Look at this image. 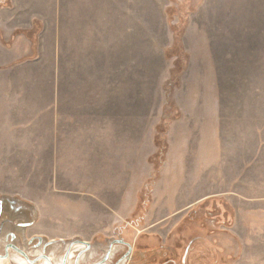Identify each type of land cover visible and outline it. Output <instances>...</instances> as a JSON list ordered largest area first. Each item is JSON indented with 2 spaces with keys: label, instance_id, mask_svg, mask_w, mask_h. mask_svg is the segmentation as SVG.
Instances as JSON below:
<instances>
[{
  "label": "rangeland",
  "instance_id": "374dc122",
  "mask_svg": "<svg viewBox=\"0 0 264 264\" xmlns=\"http://www.w3.org/2000/svg\"><path fill=\"white\" fill-rule=\"evenodd\" d=\"M0 24V87L38 90L31 101L39 107L49 106L55 91L59 116L53 181L43 158L35 181L26 180L34 168L19 162L21 185L15 177L3 185L28 190L39 201L50 199L51 184L55 192L69 191L63 202L56 193L51 198L63 205L67 199L74 213L102 215L112 238L134 253L142 249L141 258L155 249L173 254L175 264H264V204L254 209L242 198L253 185L264 196V0H0ZM189 41L195 58L202 53L214 63V128L191 114L209 106V80L189 79L176 96ZM166 103L175 104L168 113L173 121L160 148ZM179 105L189 120L182 122ZM174 123L192 130L189 148L176 146L179 132H169ZM213 129L217 145L206 143ZM232 136L240 148L221 145ZM203 138L204 146L192 142ZM173 144L179 156L169 161ZM238 154L241 162L233 160ZM239 170L245 171L241 178ZM254 171L261 177H252ZM85 205L87 211L80 209ZM103 237L92 240L78 264L104 256L111 239ZM71 241L46 249L53 264ZM83 249L73 246L68 264ZM10 254L0 264H28ZM111 254L105 264H116Z\"/></svg>",
  "mask_w": 264,
  "mask_h": 264
},
{
  "label": "crops",
  "instance_id": "0c3cea01",
  "mask_svg": "<svg viewBox=\"0 0 264 264\" xmlns=\"http://www.w3.org/2000/svg\"><path fill=\"white\" fill-rule=\"evenodd\" d=\"M236 14L237 17H240L239 12H237ZM225 32L230 33L228 29H225ZM187 36L189 37L190 35ZM184 40L185 42H187L188 38L184 37ZM189 45L190 46H186L187 49L185 48L186 51L189 52L190 56L188 66L183 73L181 88L180 90L176 91V96L177 93H182L184 88L190 84L188 83L189 79H191L192 81L194 77H197L198 80H200V78L203 80H209L210 89L208 90V97L209 95H211V98L209 97V106H206L205 108L199 106L198 110L194 108L191 111V114L197 116V122L199 120L201 121L202 119H206L208 122L210 121L211 124L213 123L214 128L219 116L218 111H216L217 109L215 100H213L215 81L214 63L202 53L195 58L194 52L191 50V46L193 45L191 41H189ZM203 45L206 44L203 43ZM0 64L3 63L0 62ZM191 86L194 87V84H191ZM188 89L190 88H187L186 91H188ZM40 94L41 93L38 90H17L14 85H12V89L0 87V172L2 173H0V198L13 199L24 205L26 209L25 211H27L28 213L26 212L24 214H15L17 217L15 220L17 222L22 221L31 223L29 224L30 226L26 228L25 236L37 235L43 237L45 241H68L73 239H80L89 243H91L95 238H101L105 236L103 237V239H106L107 241L111 239L112 241V237H115V235L113 236V234L115 233H113L112 230V233L109 234L110 228L107 225V219H105L102 215L100 217L97 215L96 217H89V215L86 213H74L73 210H77V207L70 205V202H68L67 199L65 205L60 203V206L58 202L54 201L51 198V196L56 193L58 194V199L62 201V194H66L68 198L69 191L55 192L54 185L51 184L47 189L51 190V192L53 193L52 194L51 192H49L50 199L39 201L37 199V196H33V194L26 192L28 190L19 191L16 190L13 185L9 186L2 184L8 183V181L6 180L7 177H10L11 179L15 177L12 180H16V184L21 185L22 179L17 178L19 176L15 173V169H19L17 167L19 162L24 163V166L27 169L34 168L35 174L29 173L26 177V180L35 181V178H37L36 171L38 162L43 158H45L46 161L50 162L48 168L50 173H48L51 177L50 182L53 181L52 178L54 176V173L52 170L54 162L57 160L56 146L58 134L57 130L55 131L58 126L55 124L59 122L58 110L55 107L57 102V100H55L57 93L55 91L52 92L51 104L49 103V106L45 105L43 107L38 106L37 100L36 102L31 101L32 98H39ZM41 96L44 97V94H42ZM179 107L182 110V122L185 120H189L190 113L188 112V110L183 105H179ZM248 123H251L250 118L248 119ZM180 129L183 128H179L177 123H174L169 132H179V143H175L176 146L189 148V146L191 145V137L193 136V132L192 130H190L185 133L184 130ZM216 130L217 129H213L210 137L206 139L207 144H218L217 134L214 133V131ZM200 132H202L201 129ZM61 139H63V135ZM239 141L240 140L238 138L232 136V143L225 140L226 143H221V145L223 147L225 145L227 147H232V149H236L237 147H241ZM192 142L193 144L204 146L205 139H195ZM169 151L171 152L169 153V161L175 158V155L179 156V152L175 150L174 144L173 146H170ZM235 153L236 152L226 153V150H223V155L225 156L226 154H228V156L230 157ZM252 156L253 162L255 163L257 158L256 150L253 152ZM242 159L243 158H241L238 154L237 157H235L233 160L241 162ZM223 161L229 162L231 161V158H229L228 160V158L226 159L223 157ZM244 172L245 171L243 170H239L237 177H243V175L245 174ZM224 174L225 173H222L223 176ZM251 176L255 178L261 177V172L254 171ZM244 187V183H239L240 191H243V193H245V191L243 190ZM253 191V193L255 194L252 193L249 194V196L242 194V198L246 202L245 204L248 203L250 205H254V209L259 207L263 208V206L261 205L264 204V196L262 194H257L256 185H253ZM98 203L100 206H102V202ZM239 203L242 202L239 201ZM80 209H84L87 211V205L80 207ZM8 231L11 230H5V232ZM119 248L120 247L118 246L115 247V249Z\"/></svg>",
  "mask_w": 264,
  "mask_h": 264
},
{
  "label": "flooded vegetation",
  "instance_id": "af4514ba",
  "mask_svg": "<svg viewBox=\"0 0 264 264\" xmlns=\"http://www.w3.org/2000/svg\"><path fill=\"white\" fill-rule=\"evenodd\" d=\"M4 206H6L7 213H4ZM25 210L26 209H25L24 205L20 202H17L13 199H0V251H1L0 253L3 254L5 251V248H7L9 253H16L15 251H13L12 246H14V247H16L19 250L24 251V252L25 251H31V250H34V251L39 250L40 253H43V252H46V249L49 246L53 245V244H51V245L45 244V241L43 240V241H41V244H39L37 246L38 241L36 238H34L33 241L29 242L31 238L37 237V235L26 236L25 242H24V244H22V243L18 242V238H15V237L12 238V236L10 235V231H8V232L4 231L5 227L10 224L9 220L12 219V216L14 214H17V213H23L24 214L27 212ZM16 223H18V222H16ZM11 239H12V241H11ZM113 240H119V239L114 238ZM117 246L120 248L114 249V247H117ZM43 247H44V249H43ZM85 251L86 250L83 249L80 252L85 253ZM111 251H112L111 253H113V258L115 256H117V259L115 261L116 264H120L122 262L123 263L126 262L127 264H130V263L134 264L135 261L133 260V258H135L136 256L138 258H141V256H144V252L142 254H140L142 249H140V250L138 249V250H136L137 253H134L132 247L129 249L126 245H121V244H114L112 246ZM143 251H145V249ZM148 252H149V254H146V252H145V255H147V256L145 258H141L140 264H165L166 262H169V264L174 263L173 254H171L170 252H169V254L166 253V255L165 254L160 255L161 253H159V251L158 252L155 251V249L150 250ZM179 258H180V263H181L182 262V255H180Z\"/></svg>",
  "mask_w": 264,
  "mask_h": 264
},
{
  "label": "water",
  "instance_id": "95a60500",
  "mask_svg": "<svg viewBox=\"0 0 264 264\" xmlns=\"http://www.w3.org/2000/svg\"><path fill=\"white\" fill-rule=\"evenodd\" d=\"M0 199H4V198H0ZM16 218L17 217L14 214L12 216V219L9 220L10 224L8 226H6L5 229L6 230L10 229L11 230L10 235L12 236V238H14V237L18 238V242L24 244L25 238H26L25 231H26V228L28 226H30L29 224H31V223L30 222L26 223V222H22V221L16 223L17 222L15 220ZM34 238H36L38 241L37 246L39 244H41V241H43V240L45 241V239L43 237L37 236V237L31 238L29 242L33 241ZM11 241H12V239H11ZM64 242H66V241H64V240L45 241V244L51 245V244H55V243H61L62 245H64ZM114 244L126 245L129 249L131 248V246L128 243H125L122 240H112L109 243L107 251L104 254V256L98 262H96L94 264H105L111 256V252H112L111 250H112V246ZM75 245L82 246L85 250H87V249H89V247H91V244L89 242H86V241H83L80 239H73L70 243H67V247L64 251V254L62 255L59 263H57V264H68L69 263L71 250H72V247ZM44 247H43V249H44ZM12 249H13V251H15L17 253V254L16 253H13V254H16L19 258H21L22 260H24L28 264H53L52 258L50 256H48L46 252L40 253L39 250H36L35 255H33L30 251L24 252V251H21L14 246H12ZM31 251H34V250H31ZM81 253L82 252H79L76 255L73 264H78ZM10 255L11 254L8 252L7 248H5L4 253L3 254L0 253V259H7V258H9ZM30 256H32V259Z\"/></svg>",
  "mask_w": 264,
  "mask_h": 264
},
{
  "label": "trees",
  "instance_id": "16d2710c",
  "mask_svg": "<svg viewBox=\"0 0 264 264\" xmlns=\"http://www.w3.org/2000/svg\"><path fill=\"white\" fill-rule=\"evenodd\" d=\"M176 38V37H175ZM176 42L178 43V40H177V38H176ZM181 61V60H180ZM183 61H185V59L183 60ZM181 63V62H180ZM183 70V68H181V71ZM177 83H179V82H177ZM179 85V84H178ZM171 87H173L172 86V81L171 80H169V81H167L166 83H165V85H164V90L167 92V99H168V101H169V99H170V96H171V94H172V92H171V90H172V88ZM171 88V89H170ZM175 105V104H174ZM173 104H171V105H167V103H166V105H165V107H164V110L163 111H165L164 112V114H162V119H161V121H160V123H159V125H160V127H159V130H158V133H157V135H158V138H159V142H160V148H164V145H165V143H164V140H165V137H162L161 136V134L163 133V130H167V128H168V124L170 123V122H172L173 121V118H170L169 117V108H170V106L171 107H173L174 106ZM163 128V129H162Z\"/></svg>",
  "mask_w": 264,
  "mask_h": 264
}]
</instances>
